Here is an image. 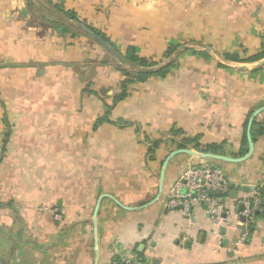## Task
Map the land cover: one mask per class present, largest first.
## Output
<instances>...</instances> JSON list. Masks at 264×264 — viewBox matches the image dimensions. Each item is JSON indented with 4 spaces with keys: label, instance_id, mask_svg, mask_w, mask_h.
Segmentation results:
<instances>
[{
    "label": "crops",
    "instance_id": "0c3cea01",
    "mask_svg": "<svg viewBox=\"0 0 264 264\" xmlns=\"http://www.w3.org/2000/svg\"><path fill=\"white\" fill-rule=\"evenodd\" d=\"M37 1L58 26L40 27L28 0H0V264H110L120 250L137 264H264L263 217L242 237L215 229L203 203L168 207L203 161L172 156L154 201L173 152L247 153L249 118L264 107V0ZM129 47L174 67L114 102ZM254 123L264 130V111ZM252 141L246 161L209 163L239 222L240 200L264 183V133Z\"/></svg>",
    "mask_w": 264,
    "mask_h": 264
},
{
    "label": "built area",
    "instance_id": "2783aa9c",
    "mask_svg": "<svg viewBox=\"0 0 264 264\" xmlns=\"http://www.w3.org/2000/svg\"><path fill=\"white\" fill-rule=\"evenodd\" d=\"M228 192L229 183L220 168L213 165L189 166L175 182L167 205L170 209H179L188 213L191 205L203 203L206 205V211L215 229L222 224H234L244 237L248 228L256 223L258 217L264 218V204H261V200L264 201V183L261 196L243 197L240 200L242 211L239 216L243 217V222H239L238 216L232 217L225 208L222 197ZM55 217L59 219L58 215ZM110 264L137 263L131 253L120 250V252L116 251Z\"/></svg>",
    "mask_w": 264,
    "mask_h": 264
},
{
    "label": "trees",
    "instance_id": "16d2710c",
    "mask_svg": "<svg viewBox=\"0 0 264 264\" xmlns=\"http://www.w3.org/2000/svg\"><path fill=\"white\" fill-rule=\"evenodd\" d=\"M35 2H33L32 0H28V6L30 9H32V7L34 6ZM56 11H58L59 13H62L64 15L67 16V18H69L70 20H75V16L73 14H70L69 12H66L62 6L60 5H56L55 6ZM52 25V22H49ZM58 23L53 24L52 26H58ZM88 30H90L91 32H93L94 34L98 35L103 41H105L110 47L113 46L110 43V41L101 33H99L98 31H96L95 29H92L90 26H87ZM75 36V34H74ZM173 49H169L166 52V57L169 56L173 51ZM264 57V51L260 54L257 55L256 59ZM126 64L128 63V65H130L132 68L131 69H124L121 70L122 75L124 76V80L121 84V90L120 93L118 95H116V97L114 98V102L120 101L122 99H124L127 96V92H128V85H130L131 83L137 82V83H144L146 82L149 78L152 77H158V78H163L167 75V73L170 71V69L172 67H174L173 63H169L166 64L164 66L161 67H157L156 63H149L146 60L138 57L136 55L135 52V48L134 47H129L126 50V54L123 56ZM257 131V132H256ZM264 130L262 127L258 126L256 123L253 124L252 126V132L251 135L252 137H256V135H260L263 134ZM244 144H246V138L244 137ZM211 149H207L203 150V151H209Z\"/></svg>",
    "mask_w": 264,
    "mask_h": 264
},
{
    "label": "water",
    "instance_id": "95a60500",
    "mask_svg": "<svg viewBox=\"0 0 264 264\" xmlns=\"http://www.w3.org/2000/svg\"><path fill=\"white\" fill-rule=\"evenodd\" d=\"M86 32L98 43L100 44L105 50H107L108 52H112V48L105 42L103 41L99 36H97L96 34L92 33L91 31L87 30L86 29ZM114 54V53H113ZM259 64H264V60H262L261 62H259ZM264 111V107L256 110L252 116L249 118V121H248V124H247V130H246V138H247V145H248V150H247V153L242 156L241 158H238V159H232V158H228V157H225V156H222V155H217V154H211V153H202V152H198V151H195V150H192V149H188V148H185V149H180V150H177L175 152H173L166 160L165 162L163 163L162 165V169H161V172H160V177H159V186H158V194L156 196V198L154 199V201L158 200L161 192H162V186H163V181H164V172H165V168L168 164V161L169 159L172 157V156H175L177 154H185L189 157H193V158H197L201 161L204 162V164L206 165H209V163L211 161H221V162H236V163H239V162H244L246 161L247 159L250 158V156L252 155L253 153V150H254V143L252 141V137H251V127H252V124H253V121L255 119V117L260 114L261 112ZM248 188H244V190L246 191ZM98 207H99V204H97L96 208H95V211H94V223H96V216H97V211H98Z\"/></svg>",
    "mask_w": 264,
    "mask_h": 264
},
{
    "label": "rangeland",
    "instance_id": "374dc122",
    "mask_svg": "<svg viewBox=\"0 0 264 264\" xmlns=\"http://www.w3.org/2000/svg\"><path fill=\"white\" fill-rule=\"evenodd\" d=\"M46 8H47L46 7V4H44V3L43 4L42 3H38L37 0H35V4L32 7V10L34 11L33 14H36V15L39 16L38 20H36V23H38V25H40V27H41V25H44V26H47V27L51 25V23H49V22L46 21L47 18H48V14L46 12ZM38 16H36V17H38ZM55 23H58L59 24V22L53 21L52 22V25L55 24ZM34 27H36V26H34ZM124 65H126L127 67H130V69L132 68L130 65H128V63L127 64L125 63Z\"/></svg>",
    "mask_w": 264,
    "mask_h": 264
}]
</instances>
